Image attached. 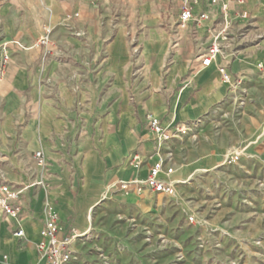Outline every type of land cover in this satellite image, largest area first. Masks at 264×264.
Here are the masks:
<instances>
[{"label": "crops", "instance_id": "obj_1", "mask_svg": "<svg viewBox=\"0 0 264 264\" xmlns=\"http://www.w3.org/2000/svg\"><path fill=\"white\" fill-rule=\"evenodd\" d=\"M179 6L180 1L166 0L161 12L167 31L151 32L146 39L143 55L155 58L147 67L148 86L142 87L130 81L121 30H109V21L96 18L88 0H1L0 37L11 45L5 44L10 63L0 85V144L10 155L14 145L19 149L24 158L16 156L10 161L17 167L32 165L31 155L34 157L37 151L42 152L44 165L26 173L17 172L11 178L10 187L20 192L21 213L8 218L0 213V264H46L36 245L42 240L48 211L57 215L64 233L74 229L82 235L92 228L90 220L87 230L88 212L91 209L92 216L105 185L146 178L153 166L150 156L154 151L145 119L148 114L163 127L192 126L224 100L238 78L259 77L258 67H264V0H236L230 4L229 40L236 41L237 33L243 31L245 40L252 39L251 28L261 32V40L245 47L242 58L219 55L208 67H201L200 57L209 47L213 32L221 29L222 24L218 30L214 27L220 20L222 23V16L201 2L194 13L209 12V18L200 23L191 21L180 31ZM239 10L249 13V21H237ZM46 28L50 29V44L41 52L34 41ZM176 34L181 38L176 53L182 49L188 58L179 63L177 56L164 71L165 52L168 43L174 44ZM108 37L112 41L103 51L100 42ZM14 41L24 50H16L11 43ZM199 51L200 56L192 59ZM220 68H224L228 81H224ZM131 97L139 105L136 108L128 103ZM114 106L115 114L111 112ZM114 118L130 128L123 126L113 132L109 122ZM94 120L100 122L95 128V143ZM17 134L19 140L14 143ZM72 135L75 138L71 141ZM213 161L199 159L196 169ZM62 166L68 168V173L60 170ZM169 175L168 180L175 185L173 175ZM145 192L136 195L127 191L122 198L126 203L145 204ZM19 229L23 237L14 235ZM80 240L71 245L74 255L81 251ZM125 248L137 254L143 264H155V255L146 256L151 246L146 247L142 239L126 242Z\"/></svg>", "mask_w": 264, "mask_h": 264}, {"label": "rangeland", "instance_id": "obj_2", "mask_svg": "<svg viewBox=\"0 0 264 264\" xmlns=\"http://www.w3.org/2000/svg\"><path fill=\"white\" fill-rule=\"evenodd\" d=\"M165 1L88 0L95 17H105L109 21V30H121V41L127 48L130 63V81L139 82L142 87L148 86L147 67L155 58L143 55L146 39L151 32L164 34L167 31L161 12ZM221 24L220 20L214 30H218ZM104 27H101L103 32ZM251 29L252 39L245 40L243 31L237 33L236 41H224L220 57L242 58L244 48L255 45L262 37L258 29ZM45 36L44 30L43 36L34 41V46L40 47L41 52L50 44H40ZM111 41L108 37L100 42L103 51ZM0 43L1 85L10 63L3 65L1 51L11 44L1 41V37ZM11 43L16 50L23 49L15 41ZM228 48L235 53L228 52ZM200 51L194 52L191 58H198ZM176 52V46L168 43L164 71L173 61L176 62L177 56L179 63L187 60L182 49ZM50 57L47 54L46 59ZM258 69L261 70L257 72L258 78H242L241 84L233 85L224 100L214 105L204 120L194 122L189 132L175 134L169 139L164 148L171 151V159L166 158L164 148L158 150L149 131L154 147L150 156L152 164L162 159L165 168L171 170L176 197L147 190L145 204L126 203L120 182H109L104 186L92 216L91 209L88 212L92 228L82 234L79 241L81 251L73 255L69 264H143L137 254L129 253L125 248L126 242L134 239H142L146 247L151 246L146 256L155 255V264H264V67ZM180 89L176 88V91ZM128 103L134 108L139 106L133 97ZM111 110L115 114L116 106ZM143 121L140 124L145 127ZM99 123L94 120V143L97 137L95 128L98 129ZM109 123L113 132L123 126L130 128L115 118ZM74 138L70 136L71 141ZM18 140L17 134L14 143ZM11 154L6 153L4 145L0 144V183L9 186L17 172L26 173L39 166L32 155V165L17 167L11 164L16 156L24 158L15 145ZM199 159L214 161L205 168L196 169ZM60 170L68 173L67 167L62 166ZM184 170L187 172L182 175ZM190 217L194 220L190 221ZM90 220L87 230L91 226Z\"/></svg>", "mask_w": 264, "mask_h": 264}, {"label": "built area", "instance_id": "obj_3", "mask_svg": "<svg viewBox=\"0 0 264 264\" xmlns=\"http://www.w3.org/2000/svg\"><path fill=\"white\" fill-rule=\"evenodd\" d=\"M180 1L177 27L180 31L185 30L191 21L200 23L209 18V12L200 14L194 13V7L199 3L204 2L208 5L210 11L216 10L222 16V27L218 31H214L209 47L200 57L201 67H208L212 61L219 55L224 41L230 37V27L232 21L229 17V6L236 0H170ZM242 3V1H239ZM236 19L239 22L249 21V13L244 10H239L236 14ZM46 36L40 40V44H47L50 29H45ZM79 35V34H78ZM178 34L174 37L173 46L177 45L180 40ZM9 56L5 49L2 55L1 62L3 65L9 62ZM3 69V67H2ZM223 75L224 81H228V76L224 74V68L219 69ZM241 80L238 78L235 85H240ZM243 104V100H239ZM146 123L148 130L153 134L158 150L164 148V145L173 138L175 134H183L189 132L190 125L180 124L173 127H163L158 119L151 114L146 116ZM165 149L166 158L169 160L172 157L171 151L168 147ZM34 158L37 160L39 166L44 165L43 154L41 151L34 153ZM134 157L133 160H137ZM171 170L165 168L164 161L160 159L148 171L147 176L143 180L133 179L126 182H120V187L123 191H132L136 195L142 194L144 190L151 191L155 194L164 195L170 198L176 197V188L173 182L168 180L169 172ZM20 192L12 189L7 183H0V213L5 217H18L21 213V206L19 204ZM190 221L194 217L189 218ZM14 235L16 237H23V231L17 230ZM82 235L76 233L71 229L67 234L64 233L63 228L59 224L56 214L48 211L46 213L44 225L41 230L42 240L36 245V250L40 258L45 259L46 264H69L73 260V251L71 249L72 243L81 238ZM102 260H105L103 254L99 255Z\"/></svg>", "mask_w": 264, "mask_h": 264}, {"label": "bare ground", "instance_id": "obj_4", "mask_svg": "<svg viewBox=\"0 0 264 264\" xmlns=\"http://www.w3.org/2000/svg\"><path fill=\"white\" fill-rule=\"evenodd\" d=\"M215 60V59H214ZM169 174H171V172H169ZM88 217H89V220H90V215H88Z\"/></svg>", "mask_w": 264, "mask_h": 264}]
</instances>
